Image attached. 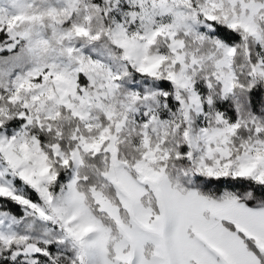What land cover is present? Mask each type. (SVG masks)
<instances>
[{
  "label": "snow or ice",
  "instance_id": "6c2138e0",
  "mask_svg": "<svg viewBox=\"0 0 264 264\" xmlns=\"http://www.w3.org/2000/svg\"><path fill=\"white\" fill-rule=\"evenodd\" d=\"M0 264H264V0H0Z\"/></svg>",
  "mask_w": 264,
  "mask_h": 264
}]
</instances>
